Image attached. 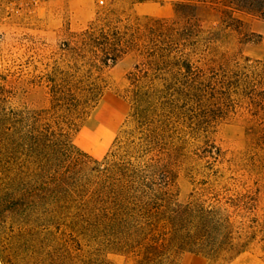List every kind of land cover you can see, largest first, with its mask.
Returning <instances> with one entry per match:
<instances>
[{"label": "trees", "instance_id": "16d2710c", "mask_svg": "<svg viewBox=\"0 0 264 264\" xmlns=\"http://www.w3.org/2000/svg\"><path fill=\"white\" fill-rule=\"evenodd\" d=\"M217 1L264 18V0ZM235 22L241 21L230 16L227 26ZM203 33L194 18L143 23L117 15L91 22L58 45V58L37 80L46 87L48 106L4 117L13 147H42L57 160L78 162L71 137L101 100L105 71L135 57L126 90L125 122L132 127L116 138L109 162L89 181L94 187L85 190V212L101 217V237L132 252L139 264H176L187 251L224 260L254 245L264 252L259 182L235 176L231 166L238 164L210 137L241 110L264 129V59L210 62L205 53L213 37ZM201 137L202 145L190 150V140ZM187 161H204L207 172L196 181L192 200L178 204L171 188ZM224 161L228 176L215 167Z\"/></svg>", "mask_w": 264, "mask_h": 264}, {"label": "rangeland", "instance_id": "374dc122", "mask_svg": "<svg viewBox=\"0 0 264 264\" xmlns=\"http://www.w3.org/2000/svg\"><path fill=\"white\" fill-rule=\"evenodd\" d=\"M117 15L137 17L143 23L194 18L203 34L213 37L205 53L208 61L264 59V18L226 9L217 0H40L19 10H8L0 2V264H139L132 252L101 237V217L85 212L89 198L85 190L94 187L89 181L109 162L116 138H123L132 127L125 122L130 110L126 90L135 57L128 55L105 71L107 86L101 100L71 137L72 146L81 153L78 162L57 160L42 147L15 148L4 129L10 124L4 117L11 111L26 117L48 106L46 87L36 82L58 58V45L89 23ZM230 16L241 22L227 26ZM210 137L225 151L226 159L238 164L231 166L235 176H250V184L258 180L259 213H264L263 125L241 110L219 124ZM202 143V137L191 139L188 148ZM254 161L258 166L252 169ZM189 165L200 173H190ZM228 166L224 161L215 167L228 176L232 174ZM202 172H207L204 161L182 164L171 188L174 202L192 200ZM175 261L264 264V252L254 245L224 260L187 251Z\"/></svg>", "mask_w": 264, "mask_h": 264}, {"label": "built area", "instance_id": "2783aa9c", "mask_svg": "<svg viewBox=\"0 0 264 264\" xmlns=\"http://www.w3.org/2000/svg\"><path fill=\"white\" fill-rule=\"evenodd\" d=\"M39 1L40 0H0L8 10H19L30 3H36ZM99 1L101 2V0Z\"/></svg>", "mask_w": 264, "mask_h": 264}]
</instances>
